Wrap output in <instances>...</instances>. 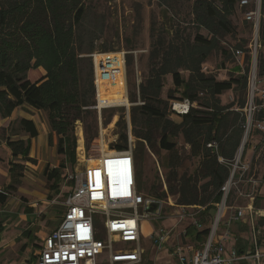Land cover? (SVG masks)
<instances>
[{"label": "trees", "instance_id": "obj_1", "mask_svg": "<svg viewBox=\"0 0 264 264\" xmlns=\"http://www.w3.org/2000/svg\"><path fill=\"white\" fill-rule=\"evenodd\" d=\"M157 1L164 6L169 4V0ZM240 1L192 0L193 24L198 30L206 31L208 36L196 34L189 40L184 39L180 32H175L169 40L159 38L155 41L149 55L147 75L128 98L131 104H135L130 108V125L133 137L138 142L133 149L138 191L143 193L139 163L145 146L152 152L156 146L169 155L170 164L167 167L173 177H167V188L163 183V192L151 185L149 193L166 200L171 199L170 195H175L178 205L204 207L198 217L201 225L204 224L201 220L203 216L214 217V205L221 199L220 187L229 175L228 169L217 162L216 156L206 145L215 141L219 155L225 160H232L244 133L245 117L240 110L247 103L249 57L243 73L229 75L226 80L218 81L213 75L202 72V65L213 52L220 51L224 58L230 55L227 49L220 46V40L234 33L230 18L239 8ZM260 7L259 38L264 42V0H261ZM84 15L85 9L79 0H0V118L8 119L15 110L24 107L45 112L51 135L59 137L57 152L60 155H68L71 151L66 135L69 126L81 119L82 113L90 114V111L82 108L93 104L86 98L87 94L91 96L94 92L91 71L86 89L78 90L76 31ZM231 48L244 52L239 45ZM104 52L110 50L105 49ZM129 64L126 57V68ZM263 71L264 59L261 55L257 74L262 75ZM182 72H186L187 77ZM168 76L174 89L167 91L166 99H187L196 104L187 114L175 113L161 98ZM227 91L234 92L237 99L222 106L219 96ZM175 92L180 96L174 97ZM204 96L205 100L202 98ZM85 123L89 146L96 142L97 137L87 120ZM18 125L30 140L37 138L33 121L22 118ZM257 135L258 132L251 131L248 138ZM179 136L189 147L190 156L198 158L196 171L189 176H178L179 162L172 160L177 153L174 140ZM7 146L11 160L21 158L35 164L29 158V141H9ZM126 148L127 136L123 129L118 134L114 149L121 151ZM10 166V174L20 177L17 169L22 168L13 163ZM60 166L61 169L65 168L63 164ZM59 172L58 168L48 167L43 171L55 193L60 183ZM262 179L264 182V173ZM69 185L73 187V182H69ZM11 188L12 185L0 190L1 205L6 202V194ZM208 233L209 227L197 230L191 226L187 229V236L194 243L204 241ZM23 235L27 240L31 238V232L24 231Z\"/></svg>", "mask_w": 264, "mask_h": 264}, {"label": "rangeland", "instance_id": "obj_2", "mask_svg": "<svg viewBox=\"0 0 264 264\" xmlns=\"http://www.w3.org/2000/svg\"><path fill=\"white\" fill-rule=\"evenodd\" d=\"M85 9V15L81 26L76 31L75 50L78 51L76 58V67L78 69V90L86 89L89 81L90 71L92 73V83L94 88V71L92 56L101 53L125 52L130 64L125 68V90L128 98L137 90V85L144 79L148 72L149 55L152 50V44L159 38L169 40L175 32H180L184 39L192 40L196 34L207 37L204 30H198L193 24L191 14L192 0H169L168 6L159 4L157 0H79ZM252 8V5L246 8L236 9L234 15L230 18L234 26V33L222 38L220 46L227 49L229 56L224 58L220 51L213 52L202 65V72L207 75H213L216 80H226L229 75L237 76L243 73V69L252 61L250 55V46L252 43L253 31L251 25L244 19V13ZM261 14V7H260ZM259 32V31H258ZM260 39V38H259ZM241 46L244 50V57L239 66V61L230 53L229 48ZM105 49L110 52H104ZM264 59V42H261V48L255 53V64L257 68L259 56ZM98 57L95 56V61ZM115 64V62H114ZM116 72L111 81L97 80V94L99 103L106 101L107 104L123 103V73L119 62L115 65ZM182 75L187 77L186 72ZM257 75V78L263 77ZM98 78V77H97ZM171 77L165 79V85L161 93V98L167 101L168 105L177 100H167L166 93L173 90ZM79 92V91H78ZM105 93V94H104ZM105 95V97H104ZM174 93V97H179ZM203 96V95H202ZM92 106L82 108L90 111V114L82 113V118L78 119L69 126L66 135L69 139L71 151L68 155H60L57 152V142L59 137L51 135L47 122V114L43 111H37L28 107L17 109L10 118H0V190H5L8 186L12 188L6 194V202L0 204V264H32L34 263L36 253L40 245V237L48 234L59 223L63 213V203L65 195L72 187L66 180L67 173H83L87 178V172L91 168V163L87 160L100 155L101 152L108 153L114 150L117 143L119 132L123 129H130L133 146L137 147V139L133 137L132 126L130 125V106H113L106 109L96 110L94 108L96 97L86 95ZM204 100L206 97H202ZM222 106L235 101L237 96L232 91H227L219 96ZM128 111V122L126 120ZM245 116L244 110L242 111ZM31 119L36 127L38 136L30 140L24 134L18 121L21 118ZM87 123L91 125L96 132V142L87 146L85 127ZM82 132V133H81ZM83 134L81 149L79 150L80 134ZM79 135V136H78ZM244 135V133H243ZM24 140L30 142L29 158L35 161V164L21 160H11L10 149L7 143L10 141ZM243 140V136L241 142ZM177 153L173 155V161L177 160L179 166L177 175H192L198 166V158L189 154V147L184 144L181 136L175 140ZM251 143V144H250ZM241 144V143H240ZM245 149V150H244ZM85 151V158H79V153ZM72 153V158H71ZM240 161L249 163V173L244 175V180L250 177L260 182L258 192L250 190L243 182L232 188L227 207L242 206L247 202V195L255 193L252 208L258 207L264 210V138L257 135L252 138H246L240 153ZM169 155L154 147V152L145 146L144 154L139 163L141 189L144 195H149V187L154 185L159 192H163V183L167 188V177L172 178L170 173ZM72 159V161H71ZM79 160V161H78ZM81 162V163H80ZM20 166L17 174L20 177L12 176L9 172L10 164ZM61 164L65 165L61 169ZM81 164V165H80ZM60 169L58 191L53 192L51 183H48L43 175L44 169ZM93 177L92 171L89 173V179ZM261 192V193H260ZM171 200L176 203L177 196H171ZM165 199L166 198H162ZM234 210H227L226 214L233 213ZM173 209L162 208V218L152 221L154 228L163 226L169 228L172 226ZM215 216V215H214ZM247 217V216H246ZM245 217V218H246ZM214 217L205 215L201 218L204 224L201 229L209 227ZM198 220H200L198 218ZM248 223V222H247ZM246 223V227L248 224ZM259 223V222H257ZM256 224V220H254ZM257 225V224H256ZM243 231L247 232L248 227ZM259 233L256 236L264 239L263 226H259ZM182 228V225H181ZM173 231L174 238L181 231ZM24 231L31 232V238L23 235ZM237 231V230H236ZM239 231L240 228H239ZM26 233V232H25ZM146 233V226L143 228ZM251 240V235H249ZM181 238H183L181 236ZM183 242L194 244L189 238ZM172 244L167 243L163 250L153 249L152 242L148 239H142L141 246L144 249V264H173ZM36 247V249H35Z\"/></svg>", "mask_w": 264, "mask_h": 264}, {"label": "built area", "instance_id": "obj_3", "mask_svg": "<svg viewBox=\"0 0 264 264\" xmlns=\"http://www.w3.org/2000/svg\"><path fill=\"white\" fill-rule=\"evenodd\" d=\"M261 0H241L239 8H252L244 13V19L251 25L253 31L250 46V62L247 85V103L244 110L245 125L241 143L248 138L251 131L264 134V76L257 78L255 53L261 48L259 39V24ZM230 53L239 61L244 57L243 51L229 48ZM126 53L113 52L91 55L94 71V93L96 110L113 106H130L125 90ZM95 56L98 57L95 61ZM115 62V64H114ZM116 62H119L123 73V103H99L97 80L111 81L116 72ZM98 77V78H97ZM105 94V93H104ZM105 97V95H104ZM196 104L189 100L175 101L171 110L177 114H187ZM126 120L128 122V111ZM80 139L83 141L82 134ZM241 145V144H240ZM206 147L216 156L217 162L225 166L229 175L220 187L221 199L214 205L215 216L209 226V233L202 242L190 244L179 242L171 255L173 264H264V246H258L253 241V248L239 251L231 244L233 235L230 227L240 222L245 215L243 206L227 207L230 191L237 185L246 182L248 188L255 192L258 180L250 177L249 163L240 161L242 148L237 149L232 160H225L219 155V147L215 141L207 143ZM133 140L130 129L127 131V148L121 151L112 150L101 152L97 157L87 160L92 162L87 178L83 173L66 175L68 182H73L63 203V213L58 225L42 239L34 263L32 264H144V249L142 239L152 242L153 249L161 251L171 241L173 231L182 225L180 235L187 240V229L191 226L201 230L199 214L204 207L182 206L171 199L152 198L137 189V165L133 154ZM85 158V151H81ZM90 171L97 174V184L89 179ZM254 195H247V200H253ZM147 201L159 203L158 215L145 212ZM174 210L172 219L175 223L167 228H154L152 221L162 218L161 209ZM227 210H234L227 215ZM151 225L148 234L144 235L143 228ZM190 239V238H189Z\"/></svg>", "mask_w": 264, "mask_h": 264}, {"label": "crops", "instance_id": "obj_4", "mask_svg": "<svg viewBox=\"0 0 264 264\" xmlns=\"http://www.w3.org/2000/svg\"><path fill=\"white\" fill-rule=\"evenodd\" d=\"M23 119L31 120V119L24 118V117H23ZM259 188H260V182H258V185L255 188V193L258 192ZM255 193H254V196H255ZM254 198H256V197H254ZM253 201H254V199L253 200H247L246 204L242 205L243 207H246L244 218L238 223H233L230 227V232L233 235V240L231 241V244L232 243L235 244L236 248L241 252L244 250L253 248V241L254 240H256L258 242V246H264V239L261 240L259 237L256 236V233H259L258 230L260 228L259 227L260 225H262L263 229H264V210L261 208H258V207L252 208ZM254 220H256L257 225L254 224ZM257 222H259V223H257ZM174 223H175V221L173 220L172 225ZM246 223L248 224V226H247L248 230H247V232H244L243 229H244V227H246L245 226ZM151 225L145 224L146 233L144 235L148 234L149 228H151ZM180 228H181V226H178L177 229H175V231L177 232V230H180ZM239 228L241 231H239ZM255 229H258V230H256L254 232ZM177 234H178L177 239H176V236L174 238V234H173L171 241H170L172 244L176 245L179 242H183L180 233H177ZM249 235H251V240L249 239L250 237H248ZM44 236H46V234H44L42 237H40V242L42 241ZM175 245H172V248H174Z\"/></svg>", "mask_w": 264, "mask_h": 264}, {"label": "water", "instance_id": "obj_5", "mask_svg": "<svg viewBox=\"0 0 264 264\" xmlns=\"http://www.w3.org/2000/svg\"><path fill=\"white\" fill-rule=\"evenodd\" d=\"M244 143H241L240 148L243 147ZM152 198H157L155 194H150ZM145 212L153 215H158L159 213V203L153 201H147L145 206Z\"/></svg>", "mask_w": 264, "mask_h": 264}, {"label": "bare ground", "instance_id": "obj_6", "mask_svg": "<svg viewBox=\"0 0 264 264\" xmlns=\"http://www.w3.org/2000/svg\"><path fill=\"white\" fill-rule=\"evenodd\" d=\"M101 103V102H100ZM82 133V132H81ZM79 133V134H81ZM83 135V134H82ZM79 136V135H78ZM81 144H82V140L80 139L79 141V150L81 149ZM79 155V158H83V156L81 155V153L78 154ZM79 161V160H78ZM81 163V162H80ZM81 165V164H80ZM92 174H93V177L90 179L91 183L96 185L97 184V174L95 171H92Z\"/></svg>", "mask_w": 264, "mask_h": 264}]
</instances>
